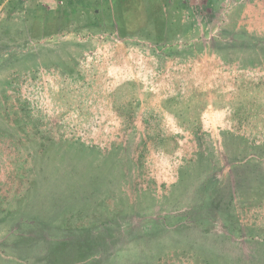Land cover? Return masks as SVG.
<instances>
[{
  "label": "rangeland",
  "instance_id": "obj_1",
  "mask_svg": "<svg viewBox=\"0 0 264 264\" xmlns=\"http://www.w3.org/2000/svg\"><path fill=\"white\" fill-rule=\"evenodd\" d=\"M0 264H264V0H0Z\"/></svg>",
  "mask_w": 264,
  "mask_h": 264
},
{
  "label": "crops",
  "instance_id": "obj_2",
  "mask_svg": "<svg viewBox=\"0 0 264 264\" xmlns=\"http://www.w3.org/2000/svg\"><path fill=\"white\" fill-rule=\"evenodd\" d=\"M263 4V3H262ZM261 6V8L263 9V5H260ZM246 10H247V8L245 7V8H243V11L241 12V14H240V17L238 18V21H237V26H240L241 24H242V22L244 21V18H245V16H246Z\"/></svg>",
  "mask_w": 264,
  "mask_h": 264
}]
</instances>
